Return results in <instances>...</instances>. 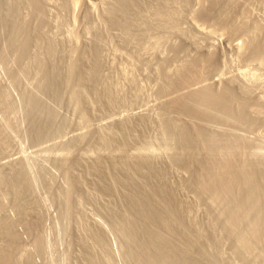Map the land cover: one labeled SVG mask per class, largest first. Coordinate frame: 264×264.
I'll list each match as a JSON object with an SVG mask.
<instances>
[{
	"label": "rangeland",
	"instance_id": "374dc122",
	"mask_svg": "<svg viewBox=\"0 0 264 264\" xmlns=\"http://www.w3.org/2000/svg\"><path fill=\"white\" fill-rule=\"evenodd\" d=\"M9 1L13 2L14 0L12 1L9 0ZM87 1L93 3V9L91 10L90 12L91 14H89V16L85 15L86 13L84 9V0H66V1L42 0L41 1L45 4V6L47 5L46 6V9L48 10L47 18H49L48 22L50 21L46 31L47 33L45 32V34L48 35L49 39H54V41H57L56 44H58L59 50H61L60 53H58L59 54L58 59L61 60L63 64L64 62L65 64L67 63V65H69V63L75 64V65L71 64L73 67L70 65L71 67L69 66L67 70L69 71L70 68L72 69V71L70 70L71 72L70 76H72L73 71L74 72L76 71L74 75L77 73V70L74 69H76L75 67L76 66L78 67L79 64H80L79 68L83 70L85 75V76L83 75V77L82 76L80 77V79L82 78L81 80H78L77 77H74V75L70 77L69 80H66L67 78L66 76L68 75L63 76L64 81L59 83L61 85V88L60 85L57 86L58 88H60V91H57V93H59L61 97L56 94L57 95L56 100L58 103H56L55 101L56 104L54 103L52 107L53 109H51L52 112L50 111L53 115L50 112L45 115L39 113V115H42L44 117L43 118L44 122L42 121V118L41 119L39 118L41 122H43V125L45 123L44 126H46L47 124L48 128H50L48 129L46 127L48 129V130L46 129L48 131L47 132L45 130V127H43V131H44L43 135L45 134L44 136L42 135L40 138L33 140V137L30 135L29 132L30 127L26 122L27 120L25 119L23 110L18 109L20 108L21 104L19 103V107L18 104L16 106V103H18L16 101L19 99L18 98L19 91L16 95V93L13 91H17V89L12 91L11 86L10 87L7 86L10 85V81L6 77V74H3L4 72V69L2 67L3 63L0 64V70L3 71V72L0 71V75H1L0 84H3L0 85V89L1 91L4 92V94L2 93V95L4 96L6 95L5 96L6 98L5 97L4 98L6 100H9L6 101L7 103H5V105H7L9 102L8 104L9 109H7L8 107L3 108L2 104L0 106V125L4 128L6 133V138L3 144V154L0 158V172L1 171L4 172V173L2 172L0 173V180H1L0 190L3 189V191H5V192L2 191L1 196L3 197L4 194L5 195L7 194L8 198L9 197L13 198L11 196L12 195L11 193H13L12 182L15 181L16 177L14 174H16L17 169L21 165L24 167L25 175L27 176L26 179H28L25 180V183L28 181L30 183L28 185H31V186H27L26 195L24 194L23 195L24 197H21L23 198L21 202H23L24 207L26 208L28 206V209L27 208L24 209L25 214H23V216L22 214L21 215L19 214V216H17L19 212H17V214L15 213L17 217L15 216V214L14 215L11 214V212L16 209L13 208L14 207L13 199L11 198H9L10 200L8 199L10 203L12 201L10 205V203L6 204L8 201H5L7 200L5 195L3 199L0 197L2 200L5 199L4 200L5 205L2 203V200L0 199L1 204L4 205V209L1 210L2 212L0 211V219L3 221L2 222L0 220L1 226L4 224V222L7 223L6 219H8V222L10 221L12 223L15 221L13 224L14 225L16 224L15 225L16 227L15 226L14 227L16 230L20 232L19 233L17 231L18 234L19 235L21 234L20 235L21 237L25 236V238L22 237L25 240L22 239L20 243L18 242V246L22 245L21 246L22 248H19L18 250L20 252L21 251L24 252V253L23 252L20 253V258L21 256L23 257L22 260L20 259L19 262L21 264L26 263L24 260L28 256L30 260H32V258H36V260L39 262L38 263L35 259H33L34 261H36L34 262L36 264H41V263L42 264H95V263L96 264H123V263L138 264L139 262L138 261L135 262L136 260L132 259L131 256H134V253L137 250H140L139 252H141L143 250L142 246H140V244H138V246H134V244L137 245L136 242L138 241H135L134 238L129 237V234L126 233L127 231L119 230V229H126L125 228L126 226H124L122 222V219L125 216H126L125 218H131V219L135 217L134 215L133 216L131 215L132 214L131 212H130L131 214L125 213V210H127V208L124 206L125 203L123 196L126 193L125 191H127V189L123 185L121 179L119 178H122L125 174L128 173L127 176L125 175L124 177H128V176L134 177L135 180L136 179L139 180V181L137 180L139 184H142L143 186L149 185L148 187L147 186L145 187L146 190H149V193L152 194L153 191H152V187L150 186V183L146 180V178H144L145 177L143 176L144 174L141 173L147 174L148 170L152 171L153 170L152 167H154L153 170L154 172L156 169V173L158 172L160 174L161 173L166 174L167 180L172 181V182L171 181L168 182L169 183L171 182L172 186L176 188L175 189L173 187L176 190L179 199L183 198L182 199L183 201L182 200L181 201L183 203H185L186 201L187 203V204L185 203V205L186 208L189 209L187 210V212L188 213L190 212V215L187 213L188 219L187 218L186 219L187 220L190 219L189 221L191 222L193 218L192 221V223L194 222L193 224L186 223L185 225L189 226L186 228L184 223L180 222L181 220L180 221L178 220L179 218H177V216L175 215L173 216H175L174 218L175 220L178 221L176 222L179 226L182 227L183 225V227L187 229V231H185L186 230L185 228L183 230V227L181 229L182 231H185V235H187V237L194 236L191 239L192 240L191 242H195L193 243V245L195 244V246L193 247L190 246L192 247L190 249L195 253V254L193 253L192 255L195 256L193 260H195L196 263L198 264H203V263L204 264H208V263L209 264L212 263L213 264H264V224L261 221V219L263 220L264 217L260 219L261 226H263L261 227L263 230V231L261 230L262 235H260L262 237V241L260 237L259 240L260 243L258 242L256 244L257 246L253 244V247L255 246L254 250L251 247L252 241H249L250 243L249 247L251 248L246 249V247H244L241 241L242 238L239 239V236H241L239 234L241 233L239 232L235 233L234 231L235 233L234 234L230 230V228H228L230 227L229 225L231 224H229V221L226 220L227 217H224L223 220V216L226 215H224V212H221L222 208L220 209V206H216V203L209 200L207 201L205 197L202 198L200 195L199 196L201 199H199L198 194H196L194 190L190 189V186H188L187 183V179H189L191 174L189 175L190 172L186 171L187 170L185 169L186 167L185 168L183 167V164H185L186 162H193L196 161L197 159L199 160L201 159L203 161L207 158V159H215V160L217 159L218 161L217 156H219V160L221 158L223 160V159H227L228 157L234 156V159L238 158L239 160L238 159L236 160H238L239 162H242L244 160L248 161L247 164L250 163L251 164L250 166H252V168L257 167L258 170L264 169V162H263L264 161V105H263L264 104V97H263L264 96V47H263L264 44H260L259 47L257 46L258 49L254 48V50L257 49V51L259 52L255 50V52L252 53L253 50L248 47L250 46L248 43L252 42V41L250 42V40H252V37L254 36L251 35L252 34L251 31L249 32L238 31V34L236 32L234 36L232 35V37L230 36L228 38H226V36L223 34L225 37L221 35V37L219 36V38L215 40L213 39L211 40V38L207 36L205 37L204 34L199 35L200 33L196 31L198 28L199 29L204 28V30L206 29V31L217 30L216 32L223 33L219 25L221 26V24H223L220 22L221 18L223 19L222 21L225 22V17L223 18V16L225 15L223 14L227 12H229L230 15H233L234 18L237 17L236 18L237 21L240 22L241 21L243 22L245 20L243 19L244 17L247 18L244 22L247 24L249 29L252 27L254 28L256 27L259 30L260 29L263 30L264 0H229V2L228 0H217V1L187 0L186 2L185 0H169V1L166 0V3H169V5L165 4L164 0H162L164 4H162L163 2L160 1L162 2L161 6L165 5L166 7L165 9H167L166 12L168 14L170 13L169 17L170 18L173 17V19H170L173 22L168 20L169 18L168 16L163 17L164 14L162 18L157 17V15H155L156 12L154 13V11H155V7L157 6L154 5L156 4L155 0L154 1L146 0V3L145 0L144 1L140 0L141 8H139L140 9L139 11L142 15L136 14L138 8L137 9L133 8L134 9L133 11L134 12L136 11V13L131 15L132 16L137 15V17L141 16L142 18L144 17V19H146L144 20V23L148 21V23H150L151 26L148 24L147 29L143 28L144 30L141 29L142 31L141 30L138 31V29H140L139 27L142 28L143 26L144 27L146 26L144 25L143 20L141 18H137L136 16H134L135 19L138 20V23L142 22L141 24L142 26H140L139 24L138 29L136 27L135 29L133 28L131 31L133 33L131 37L127 34L128 32L125 29L121 28L116 24L115 26H113L114 23L111 22L110 19L108 20L107 13L105 11L106 8L104 9L105 1L102 0H87ZM39 2H40L39 0H30L29 4H26L22 8V15L24 16L25 20L27 22H30L31 24L34 21L33 7ZM220 2H222L224 6H221L222 4H220ZM144 3L147 5H145ZM214 3L215 4L217 3V5L220 4L219 5L220 7L217 5L213 7L212 5ZM64 4L65 6H63ZM149 4L152 5L149 7ZM151 7L153 9H151ZM202 8L204 11H208V12L211 11L209 15L206 16L204 15L205 16L204 17L203 14L200 13L203 12ZM208 8L209 10H207ZM104 13L106 14L107 17L105 16ZM219 14L221 15V17ZM239 16L241 17L243 16L242 17L243 20H241V17L239 19ZM209 17L210 19H208ZM140 19L142 21H139ZM157 22L158 23L161 22V23L158 24ZM123 32L124 34H122ZM194 36H195V40L193 42L192 38L194 39ZM97 42L99 43V45ZM94 43H96L98 47ZM232 45L234 46L236 45L237 48L232 47ZM93 46L97 47V49L99 50L98 55H100V57L98 55L97 56L99 57L98 58V60L100 61L99 63H101L99 72L102 77V79H100V81L102 80L101 81L102 83H100L99 81L98 86L96 88L98 89V92L100 93L102 92V97H99L98 93L96 94V92L92 90L91 85H89L88 83V76H87L88 74L87 71L89 69L88 67H90L91 63L94 60V59L92 60V58H95L94 55L91 56L92 55L91 50H93L94 48ZM198 46H200L201 49ZM208 53L211 55L213 54V59H216V61L213 63V67L211 68L207 67L210 70L207 69L208 73H206V77H204V81H202V84L200 83V85L199 84L194 85L192 86V88L193 87L197 88L200 87L201 85L202 86L208 85L214 87L215 89H218L221 87L222 88L226 87L228 85L230 89L231 88L234 89V90L232 89V92L236 96L240 95L241 97L239 98L243 99L245 94L244 96H242L243 93L239 89L242 86L245 88L247 87V89L248 87L250 88L249 89L250 94L249 95L246 94L247 98L246 99L244 98V100L249 101L253 96L252 98L253 100L251 99L252 102L251 100L249 101L250 103L253 104V105L251 104L252 105L251 108H253L251 110L253 111H250L252 114L250 112L249 114H250V119L253 118L254 119L250 127L247 126L246 127L247 129L244 128L245 133L242 132L244 133L243 135H245V137L247 136L246 139L243 136L244 138L242 141L244 143L242 141L240 142L239 140L238 142L233 141L235 143L232 145L231 143L233 142L229 143L232 147L234 145L235 148L238 149L237 150L234 147L233 149H230L229 148L230 145L227 144L226 146L225 145L226 142L222 141L223 144L222 145L218 144L219 146L217 147H221V146L224 147L225 145L229 149V151H227L228 149L224 150L226 147L224 149L223 148L221 149L222 151L223 150L226 151V153L221 152L220 148L219 150L217 149L219 152L223 153V155L221 154L217 155L219 153L217 152L216 149L213 150V153L207 151L206 149H204L203 145H201V143H199L198 141H195L197 143L190 145L191 147L190 149L189 145H186V143L183 140L181 139L177 140V137L175 138L173 136H170L168 133L164 131L165 128H163V126L166 127V125L168 124H165L167 123V119L165 118V115H163V117L161 116V114H163L162 109L164 108V104L168 103L173 98L172 96H174L173 94L174 92L171 93V91H168L169 92L168 93L164 90L165 88L164 85L166 83L164 81L165 74L163 76V72L167 68H168L167 70H170L169 72L171 71L174 72L177 69H179V67H181L185 62H187L188 59L192 60L194 59V57L197 58L199 56L206 57ZM76 61L78 62L76 63ZM1 62L2 61L0 60V63ZM229 77L230 78L232 77L231 80L233 79L234 81L232 83L235 84H230L228 82V80L230 81ZM235 80L239 83H236ZM245 81L248 83V85ZM34 83L36 84V80L34 78L28 79V82L26 80L25 83L21 81L20 84L18 85L19 86L18 89L22 91L24 90V88L26 89H29V87L33 88L35 85ZM25 85H27V87H25ZM107 89L108 91L106 92ZM237 89L240 91H238ZM5 90L7 93H5ZM8 90L10 92H8ZM182 90H180L181 93ZM186 90L188 89L186 88ZM186 90H184L183 92L185 93ZM235 92L238 93L236 94ZM110 93L112 94V96ZM103 94L105 97L103 96ZM12 97L14 98V100ZM12 101H14V104H12ZM21 107L23 106L21 105ZM15 108L17 111L15 110ZM6 110H8L7 112L10 113L5 112ZM53 110L55 111L56 116ZM258 110L263 111V113H261L262 111L260 112L262 116H259L260 114L258 113L259 112ZM36 113L37 112H35V114ZM49 114H51V116ZM39 115H37V117ZM177 118L178 117L175 118L176 119L175 121V119L172 120L173 119L172 117L171 121L172 122L175 121L178 123L175 124L174 122L175 125L183 124L186 128L187 126H189L188 129H190L189 122H187L185 118L182 117L183 121H181V117L178 118L179 122L177 121ZM45 119L46 121L49 120L48 121L49 123L45 122ZM127 121H129V123ZM254 123L256 125L259 124L260 126L259 125L256 126ZM50 124L52 126H50ZM247 133L248 134L250 133L252 136H250V134L248 135ZM248 136H250L249 138L251 139V142L252 143L254 142L253 144H251ZM169 139H171V141L174 140L172 141L174 144L173 146L171 141L167 142L169 141ZM247 139L249 141H246ZM169 143H171L170 146ZM181 143H182V149L180 147ZM194 145L196 146V148H193L195 147ZM190 150L192 151L188 152ZM215 150L217 154L214 153ZM205 151H207V153ZM230 151L232 154H230ZM200 152L201 153L203 152L202 154L203 158H201L202 155ZM178 154L180 156L182 155L183 156L178 157ZM206 154L209 155V158ZM214 154H216L217 158H215ZM226 154L228 155L230 154V155L225 156ZM197 155L199 157H197ZM242 155L244 158L242 157ZM188 157L190 158L187 160L186 158ZM195 157H197L196 160ZM175 158L176 160L180 158L181 161L180 160L176 161ZM190 159H192V161ZM137 160L140 162H138ZM149 163L151 166L149 165ZM153 164L155 165L153 166ZM258 164H260L261 166ZM137 165L138 168L136 169ZM142 165H144L143 167H145L146 165L148 166H146L143 169ZM158 165L160 167H158ZM100 167L103 168L105 172L100 171L101 170ZM139 171L141 173H139ZM103 172L105 175L103 174ZM4 175L7 176L9 179L7 177H4ZM10 179L12 180V182ZM3 181L4 182L6 181V183L4 184ZM143 181L145 182V184ZM6 184L9 185V186L7 185L9 191L6 190L7 189ZM1 185L6 189L2 188ZM109 187L110 188L112 187L113 189L112 188L109 189ZM149 187L151 188L147 189ZM193 191L195 194L193 193ZM184 192L187 194V196L186 194L184 195ZM154 198H156L158 201L156 195ZM203 199H205L206 202H204L205 200ZM24 202H26L27 205H25ZM209 202L212 203L210 204ZM212 204L214 206H212ZM216 207L218 211L215 209ZM118 208L119 209L122 208L121 210L124 212L121 213ZM212 208L215 209L216 212ZM116 211L118 214L120 213V215H116L117 214ZM194 214H196L198 217L197 216L195 217ZM262 216H264V214ZM205 217L207 221L204 219ZM21 219L23 222H21ZM117 219H120V221L119 220L117 221ZM27 220L29 223L32 224V226L27 222ZM213 221H215L216 223L215 222L213 223ZM179 222L182 224H180ZM20 224H22V226L24 225L23 228L27 227L28 224V228H27L28 231H29V225L32 228H34L33 227L34 224L36 229L34 228L35 229V230L33 229L34 231H30L29 234H27L25 232L26 229H22V226L20 227ZM194 224L195 225L204 224L205 226L203 225H200V227L199 225L196 226L198 227L199 231L205 230L204 232L206 235L202 233L201 236L200 233L202 231H200L199 233L200 237H199L197 233L198 230H196L197 228ZM210 224H214V225H210ZM18 226L19 228L22 229V230L20 229L21 231L18 229ZM206 226H208L209 228H207ZM213 226L217 228L211 229ZM111 227L113 230L111 229ZM194 227L195 229H193ZM36 230L38 232H36ZM209 230L213 231V233L209 232ZM95 231H97V233ZM22 232L26 233L27 235L26 234L24 235ZM99 233H101V235ZM124 233H126L127 235H125ZM168 234L166 236H168ZM236 234L238 236H236ZM28 235L31 238L28 237ZM169 235L172 237L171 239L173 240L175 239L173 238L174 236H172L171 234ZM33 236L37 239L33 240L34 238ZM203 236L209 238L204 237V240L206 239L204 241L201 239ZM210 237H212V239ZM216 237H218L220 243L222 242L221 244L219 243ZM127 238L130 239L132 238V239L130 241ZM125 239L129 240L127 241L129 243H127ZM37 240H39L38 244L40 243L39 244L40 247L37 246L36 248L35 246H33L34 245L33 242L35 241L34 243H37ZM132 240L135 242H133ZM207 240L209 242H206ZM4 241H5L4 237L0 235V245H3L5 243ZM176 241L180 245L184 244V242L182 241H180L181 243H179L178 239ZM176 241L174 240V243ZM213 242H214V246H212ZM132 243L134 247L130 245ZM217 244H219V246ZM129 246L132 249L129 248ZM187 246L184 247L186 248ZM217 246L218 248L220 247L218 251H216L218 249ZM139 247H141L142 250ZM242 247L244 249H242ZM181 249H183V247ZM187 249L190 251L189 247ZM187 249L185 250L186 252L188 251ZM213 250L215 253L213 252ZM34 252L35 253L38 252V253L35 254ZM130 252H134V253L132 254ZM217 252H220V254L219 253L217 254ZM127 253L128 255L129 253L130 255L131 254L132 255L128 256ZM33 254L34 256L35 255L36 256L31 257V255ZM112 254L114 255L115 258L112 257ZM24 255H26V257H24ZM188 255L192 257L191 254ZM199 255L200 257H198ZM204 257L207 259H205ZM197 258L199 261L197 260Z\"/></svg>",
	"mask_w": 264,
	"mask_h": 264
},
{
	"label": "bare ground",
	"instance_id": "6f19581e",
	"mask_svg": "<svg viewBox=\"0 0 264 264\" xmlns=\"http://www.w3.org/2000/svg\"><path fill=\"white\" fill-rule=\"evenodd\" d=\"M39 1L40 2L37 3L33 7V9H34V21L31 24L30 22H27L25 20L24 16L22 15V8L26 4H29L30 0H14L13 2H10L9 0H0V60L2 61L0 64L3 63L2 67H3L5 73L2 70H0V71H2L3 74H6V77L10 81V85H7V86H9V87L11 86L12 91L17 89V91H13V92L16 93V95H17V93L19 91V94H18V98L19 99L16 101L18 103H16V102L15 103H16V106L18 104V107H19V103L23 106V107H21V105H20V108H18V109L23 110V113L25 115V119L27 120L26 122H27V124L30 127L29 128L30 129L29 132H30V135L33 137V140L34 139H37V138H40L43 135V133H44L43 127H45V130L48 128V125L47 124H46V126H44L45 123L43 125V122H44L43 118L44 117L42 115H39V113L45 115V114L49 113L50 111L52 112L51 109H53L52 107H53L55 101H56V103H58L57 100H56V98H57L56 96L57 95L60 96L59 93H57V91H60V88H61V85L59 83L62 82V81H64L63 80V76L68 75V76H66L67 78L66 77H64V78H66V80H69V78L72 77L74 75V73L76 72V71L75 72L73 71L72 76H70V73H71L70 70L72 71V69L70 68L69 71H67V70H68L69 66L72 63H69V65H67V63L65 64V62H64V64H63V62L58 59V55H59L58 53H60L61 50H59L58 44H56L57 41H54V39H49L48 35L45 34V32L47 31L49 22H50V21L48 22V19L49 18H47L48 17L47 16V11L48 10L46 9V6L47 5L45 6V4L43 2H41L42 0H39ZM102 1H105L104 2V4H105L104 9L106 8L105 11L107 13L108 20L110 19V21L114 23V25L112 23L111 24L113 26H115V24H116V25L120 26L121 28L125 29L128 32L127 34L130 37L133 34L131 32L133 28L135 29V27H136L138 29V25L139 24H140V26H142L141 25L142 22L141 23H138V20H136L135 17H134V16L137 17V15L132 16L133 14L136 13V11L135 12L133 11L134 10L133 8H136V9L138 8L136 14H139V15L141 14L140 11H139L140 10L139 8H141L140 0H102ZM148 1H151V0H148ZM155 1H156L155 2L156 4H154V2H153L154 5H157V6L160 5L158 7L157 6L155 7V11H154V13L156 12L155 15H157V17H161L162 18L163 14H164L163 17H165V16H168L169 17V14L170 13L168 14L166 12L167 9H165L166 8L165 5L161 6V3L163 1L162 0H155ZM160 1H162V2H160ZM164 1H165V4L169 5V3H166V0H164ZM186 1L187 0H185V2ZM216 1H214V2H216ZM228 2H229V0H228ZM145 3H146V0H145ZM173 3H174V1H173ZM65 4H66V2H65ZM65 4L63 6H65ZM162 4H164V2ZM220 4H222V2H220ZM223 4H224V1H223ZM223 4L221 6H224ZM145 5H147V4H145ZM151 5L149 4V7ZM215 5H217V3L216 4L214 3L212 6L215 7ZM219 5H217V6H219ZM204 7H207V6H204ZM144 8H142V9H144ZM84 9H85V13H86L85 15L89 16V14H91L90 13L91 10L93 9V3H91L90 1H87V0H84ZM151 9H153V8L151 7ZM202 10H203V8H202ZM207 10H209V8ZM210 12L203 10V12H200V13L203 14V16L204 15L206 16V15H209ZM224 13H225V11H224ZM233 13H235V12H233ZM223 15H225V16H223V18L225 17V22L222 21L223 19L221 18V21L220 22L223 23V24H221V26L219 25V27H221L223 33L220 32L221 33L220 34V33L216 32L217 30H212V31L211 30H208V31H206V29L204 30V28L203 29L202 28H200V29L198 28L196 30V31H198L200 33V34L199 33L198 34L199 35H201V34L203 35L204 34L205 37L207 36V37L211 38V40L212 39L215 40V39L219 38V36L221 37V35H223V34L226 36V38H228L230 36L232 37V35L234 36V34H236V32L238 34V31H244V32L251 31L252 32L251 35H254V36L252 37V40H250V42L251 41L252 42L251 43H248L250 45L248 47L253 50V51L251 50L252 53L255 52V50L257 51V49H258V47H259L260 44H264V29L263 30H261V29L259 30L256 27L255 28L252 27V28L249 29V27L247 26V24L244 22L247 19L245 17L243 18L245 20L243 22L242 21L240 22V21H237V19H236L237 17L234 18V16L233 15H230L229 12H227V13H225ZM105 16H106V14H105ZM244 16H245V13H244ZM220 17H221V15H220ZM240 17L241 16H239V19H240ZM242 17H241V20H243ZM137 18H141L143 20V23H144V20H146V19H144V17L142 18L141 16H138ZM141 19L139 21H142ZM156 19H158V18H156ZM170 19H173V17H171V18L169 17L168 18V20H170ZM208 19H210V17ZM159 20H160V18H159ZM149 22H151V21H149ZM166 22H169V21H166ZM171 22H173V21H171ZM159 23H161V22H159ZM148 24L150 25V23H148V21L145 22L144 25L146 27H144V26L142 28L139 27L140 29H138V31L141 30V29H143V28H146L147 29ZM122 34H124V32ZM196 36H197V34H196ZM46 39H48V40H46ZM204 39H206V38H204ZM192 40L194 42L195 36H194V39L192 38ZM94 44H96V43H94ZM98 45H99V43H98ZM98 45H97V47H98ZM100 46H102V45H100ZM93 47H92L93 50H91L92 51L91 52L92 53L91 56L94 55L95 58H92V60L93 59L94 60H93L92 63L90 62L91 65H90V67H88L89 68L88 71H87V73H88L87 74V76H88V83H89V85H91L92 90L94 92H96V94L98 93L99 97H102V92L101 93L98 92V89L96 88L98 86V83H99L100 79H102L101 74L99 72L100 71V64L101 63H99L100 61L98 60V58L100 57V55H98V51L99 50L97 49V47L96 46H93ZM198 47H200V46H198ZM232 47H236V45L235 46L232 45ZM99 48H101V47H99ZM244 48H246V47H244ZM254 48H257V49L254 50ZM200 49H201V47H200ZM204 51H205V49H204ZM177 52H179V51H177ZM200 52H201V50H200ZM257 52H259V51H257ZM207 55H210V56H207ZM207 55H206V57H203V56H199L197 58L194 57V59H192V60L188 59L189 61L187 60V62H185L181 67H179V69H177L174 72H172V71L169 72L170 70H167L168 68L164 71L165 73L162 71L163 72V76L165 74V76H164V79L165 80L164 81H165L166 84L164 85L165 88L164 87H161V88H164V90L166 92H168V91H171V93L174 92L173 93L174 96H172L173 97L172 99L170 98L171 100L169 99L170 101L168 103L164 104V108L162 109L163 114H161V116L163 117V115H165V118L167 119V123H165V122L164 123L165 124H168V125H166V127H164L163 125H161V126H163V128H165L164 131L166 133H168L170 136H173L175 138L177 137V140L178 139L183 140L186 143V145H189V147H190V145H193V144L197 143L195 141H198L199 143H201V145H203L204 149H206L207 151H210V152L213 153V150L214 149H216V150L218 149L219 150V148H220V151L221 152H225L226 153V151H224V150H227L228 149V147H226L227 144H229V143H231L233 141H237L238 142V140L241 142L243 140V138L245 137V135H243L245 133L244 128H246L247 126L250 127L251 124L253 123V119L254 118L253 119H250V114H249L250 111H253V110H251V109H253V108H251L253 104L249 102L253 98V96L251 97V99L249 101L244 100V98L245 99L247 98L246 94H248V95L250 94L249 93L250 92L249 91L250 88L248 87V89H247V87L245 88V87H242V86L239 89L243 93L242 96H244V94L246 96V97L244 96L243 99L242 98H239V97H241L240 95L236 96L232 92V89L233 88L230 89V87H228V85L226 87H223V88L221 87V88H218V89H215L214 87H211V86H208V85H206V86L205 85L204 86L201 85L200 87H197V88H194L193 87L192 88V86H194V85H198V84L200 85V83L202 84V81H204V77H206V73H208V71H207L208 68L207 67H209V68L213 67V63L216 61V59H213V54L211 55V54L208 53ZM214 58H215V55H214ZM60 59H62V58H60ZM77 62L78 61H76V63ZM163 64H164V62H163ZM72 65H75V64L73 63ZM76 65H78V64H76ZM79 65H78V67L77 66L75 67L76 69H74V70H77V73L75 74L76 76L74 75V77H77L78 80H81L82 78L80 79V77L81 76L83 77L84 72H83V70H81V68H79ZM208 70H210V69H208ZM66 72H67V74H66ZM0 77H1V75H0ZM31 78H34L36 80V84L34 83L35 85H34L33 88H31V87H29V89L24 88V90H22V91L18 89V87H19L18 85L20 84L21 81H23L25 83L26 80L28 82V79H31ZM231 78H230V81L228 80V82L230 84H235V83H232L234 81H233V79L231 80ZM235 78H236V76H235ZM29 81H31V80H29ZM32 81H33V79H32ZM101 81H100V83H102ZM245 82H244V84H245ZM236 83H239V82L236 81ZM230 84H229V86H230ZM0 85H3V84H0ZM30 85H32V84H30ZM58 85H60V88L57 87ZM247 85H248V83H247ZM252 85H253V83H252ZM25 87H27V85H25ZM1 88H2V86H1ZM183 88H185V89H183ZM186 88L188 90H186ZM180 90H182V93L180 92ZM184 90H186L185 93L183 92ZM240 90H238V91H240ZM107 91H108V89L106 90V92ZM8 92H10V91L8 90ZM106 92H104V93H106ZM2 93L4 94V92L1 91V89H0V106L2 104V107L3 108H5V107L7 108L9 106L8 105L9 102H8L7 105H5V103H7L6 101H9V100H6L5 99L6 98L5 97L6 95L4 96V95H2ZM5 93H7L6 90H5ZM60 94H61V92H60ZM2 96H3V98L4 97L5 98L3 99ZM103 96H104V94H103ZM111 96H112V94H111ZM108 99H109V97H108ZM261 99H262V97H261ZM13 100H14V98H13ZM252 100H251V102H252ZM12 104H14V101H12ZM7 109H9V107ZM259 109H260V107H259ZM15 110H16V108H15ZM7 111L8 110H6L5 112H7ZM261 111L262 110H260L258 113L260 114ZM35 112H37L36 114L39 115L40 117L39 116L37 117V115L35 114ZM53 112L55 113L54 110H53ZM7 113H10V112H7ZM261 113H263V111ZM51 114H49V115L51 116ZM14 115H15V113H14ZM49 115H47V116H49ZM55 116H56V113H55ZM259 116H262V114H260ZM172 117H173V119H172ZM176 117H178V118L181 117V121H183L182 119L185 118L187 120V122H189L190 129H188L189 126H187V128H186L183 124L175 125V124H178L177 122H175L176 121V119H175ZM37 118L38 119L39 118L40 119L42 118V121L43 122H41V120L40 119L38 120ZM178 118H177V121H178ZM251 118H252V116H251ZM48 119H50V118H48ZM143 119H144V117H143ZM171 119L172 120L175 119V121L172 122ZM251 120H252V122H251ZM255 120H254V122H255ZM48 121H46V119H45V122L49 123ZM257 121H259V120H257ZM127 122L129 123V121H127ZM145 122H146V120H145ZM174 122H175V124H174ZM258 125H256V126H258ZM50 126H52V125L50 124ZM121 128H122V126H121ZM48 129H50V128H48ZM160 129H161V127H160ZM252 130H254V129H252ZM242 132H244V133H242ZM163 134H164V132H163ZM165 136H167V135H165ZM250 136H252V135L250 134ZM250 136H248V138ZM32 137H31V139H32ZM168 137H167V139H168ZM246 137H245V139H246ZM5 138H6L5 130L0 125V158H1L2 154H3V144H4V141H5ZM177 140H175V141H177ZM181 140H180V142H181ZM170 141H171V139H169V141H167V142H170ZM172 141H174V140H172ZM222 141H225L226 142V144H225L226 146L224 145V147H222V146L221 147H217L220 144L221 145L223 144ZM246 141H249V140L247 139ZM250 142H251V139H250ZM234 143L235 142L231 143V145L234 144ZM253 143L251 142V144H253ZM170 144L171 143H169V146H170ZM173 145L174 144L172 142V146ZM186 145H184V146H186ZM231 145L229 147L230 149H233V147L235 148L234 145H233V147ZM259 145H260V143H259ZM180 147L182 149V143H181V146ZM193 148H196V146L193 147ZM222 148L223 149L225 148V149L222 151L221 150ZM185 149H187V148H185ZM190 149H191V147H190ZM198 149H199V147H198ZM198 149H195V150H198ZM235 149H237V148H235ZM192 150H190L188 152H191ZM203 150H201V151H203ZM216 150L214 151V153L217 154V152H218L219 154H217V155H220V154L223 155V153L219 152L218 150L216 152ZM239 150H240V148H239ZM207 151H205V152L207 153ZM227 151H229V149ZM210 152H209V154H210ZM235 152H233V153H235ZM179 154H178V157H182L183 156V155L180 156ZM202 154H203V152L201 153V155ZM216 154H214V155H215V158L218 157V161H217V159L215 160V159H207V158L202 161L201 159L200 160L197 159V157H199L197 155V157H195V160L197 159L196 161H193V162H186L185 161L186 162L185 164H183L184 162L181 163V164H183V167L184 168L186 167L185 168V169H187L186 171H189L190 172V173L189 172H187V173H189V175L191 174L190 177H189V179H187L188 186H190V189L194 190L195 193L198 194V196L200 195L202 198L205 197V199L207 201L208 200L209 201H212V202L216 203V206H220V209L222 208L221 212H224V215H226V216H223V220H224V217H227L226 220H228L229 221V224H231V225H229L230 227H228V228H230V230L233 233H234V231H235V233L236 232L241 233L239 235H241L243 237L239 236V239L242 238L241 241H242L244 247H246V249L252 247L253 250H254L255 246H257L256 244L260 240V237H261L260 235H262L261 234V230H262L261 227H263V226H261L260 219L262 217H264V216H262L264 214V169H259L258 170L257 167H253L254 168L253 169L252 166H250L251 165L250 163L247 164L248 161H245L243 159L244 161L239 162L238 161L239 160L238 158H236L238 160L234 159V156H233L234 154L231 155L233 157H228V158L226 157L227 159H223V160L221 158L220 159L221 161H220L219 160V156L216 157ZM230 154H232L231 151H230ZM243 154H244V152H243ZM229 155L226 154L225 156H229ZM207 156L209 158V155H207ZM237 156H239V155H237ZM204 157H205V154H204ZM212 157H214V156H212ZM242 157H243V155H242ZM184 158H182V159H184ZM189 158L190 157H188L186 159L188 160ZM201 158H203V155H202ZM250 158H249V160H250ZM138 160H141V159H138ZM142 160H144V159H142ZM175 160H176V158H175ZM177 160H180V158H178ZM190 160L192 161V159H190ZM138 162H140V161H138ZM136 163H135V165H136ZM151 163H152V161H151ZM138 164H140V163H138ZM147 164H148V162H147ZM254 164H253V166H254ZM135 165H134V168H135ZM149 165H150V163H149ZM154 165L155 164H153V166ZM258 165H260V164H258ZM143 166L144 165H142V167ZM146 166H148V165H146ZM132 167H133V165H132ZM142 167H140V168H142ZM145 167H143V169ZM158 167H160V166L158 165ZM137 168H138V165H137L136 169ZM152 168L154 170V167H152ZM149 169H151V168H149ZM153 170L152 171H149L148 170V173L146 172L147 174L141 173L140 171H139V173L144 174L143 175V176H145L144 178H146V180L150 183V186L152 187V191H153L152 194H155L157 196L158 201H157L156 198H154L155 195H152L151 193H149V190H146V187L145 186H147V185L143 186L142 184H139V182H138L139 180L138 179L135 180L134 177H129V176L128 177H124L125 175L127 176L128 173L125 174V172H124L125 175L122 178H119V179H121L123 185L127 189V191H125L126 193L124 194L123 198H124V203H125L124 206L127 208V210L129 212L127 210H125V213L126 214L127 213H129V214L132 213L131 215L132 216L134 215L136 217V218L135 217L134 218L132 217L133 219H131V218H125L126 217L125 216L122 219V222H123L124 226H126L125 228L127 230L126 229H119V230H125V231H127L126 233L129 234V237H132V238H134L135 241H138V242H136L137 245L134 244V246H138V244H140V246H142V248L144 250V252H143L142 248L139 247L142 250L141 252H139L140 250H137L136 249L137 251L135 250L136 251L135 253L134 252H130L132 254L134 253V256H131L132 254L130 255V253H129V255L132 257V259H135L136 260V261L135 260H132V261H135V262L138 261L141 264H191V263L192 264H198V263L195 262V260H193L195 258V256L192 255L194 252L191 251V249H190L193 246H195V244L193 245V243H195V242H191L192 241L191 239L194 236L193 237H187V235H185V231H187L186 228L189 227V226H186L185 224L186 223H192V221H193V218H192L191 222L189 221L190 219L187 220L188 219V216H187V213L188 212H187V210H189V209L186 208V205H185L186 201H185V203H183L182 202L183 201L182 200L183 198L180 197L181 199H179V196H177V192L175 190L176 188L174 186H172V184H171L172 181L171 180H167L166 174H163V173L160 174L158 172L156 173V169H155V172ZM164 170H166V169H164ZM175 170H176V168H175ZM100 171H104L103 168H101ZM104 172H103V174H104ZM2 173H4V172H2ZM100 173H102V172H100ZM5 175H4V177H7ZM14 175L16 177L15 181L12 182V180L10 179L11 182H12V191H13V193H11L12 194L11 196L13 198H11V197H9V198L13 199V206L14 207L13 206H11V207H13L14 209L16 208V209L15 210L10 209V210H13L11 212V214H13V215L15 213L17 214V212H19L17 214V216H19V214L20 215L22 214V216H23V214H25L24 213V211H25L24 209H26V208L28 209V206L26 208L24 207L23 202H21L23 198H21V197H24L23 196L24 194L26 195L27 186H31V185H28V184H30L28 181L25 183V180H28V179H26L27 176L25 175V170H24V167L22 165L19 166V168L17 169L16 174H14ZM120 176H121V174H120ZM137 178H139V177H137ZM104 180H106V179H104ZM168 181H171V182L169 183ZM177 182H179V181H177ZM5 183H6V181L4 182V184ZM122 183H121V185H122ZM8 184H6V186ZM144 184H145V182H144ZM10 185H11V183H10ZM175 185H178V184H175ZM8 186H7V189H6V188L2 187V185H1L2 188H4V189H6V190L9 191ZM108 186H109V183H108ZM151 187H149L147 189H150ZM10 188H11V186H10ZM111 188L109 187V189H111ZM104 189H106V188H104ZM2 191H3V189L0 190V197L3 199L6 196V199L7 200H5V199L4 200L5 201H8L6 204H9L10 203L9 202L10 199L8 198V195L7 194L6 195L4 194L5 196L3 195V197H2L1 196L2 195ZM28 191H30V190H28ZM194 191H193V193H194ZM3 192H5V191H3ZM185 194L186 193L184 192V195ZM9 196H10V194H9ZM186 196H187V194H186ZM198 196H196V197H198ZM200 196L198 197L199 199H201ZM205 199H203V200H205ZM4 200H2V203L5 205V201ZM206 200L204 202H206ZM19 202H21V203H19ZM26 202H24L25 205H27ZM212 202H209V203L211 204ZM11 203H12V201H11ZM11 203H10V205H11ZM4 205H2L1 204V201H0V211L4 209ZM188 205H189V203H188ZM212 206H214V205L212 204ZM109 208H111V207H109ZM101 209H103V208H101ZM121 209H119L120 212L121 213L124 212ZM190 209H191V207H190ZM192 209H194V208H192ZM215 209L217 210V207ZM215 209H213V210H215ZM216 210H215V212H216ZM14 211H16V212H14ZM7 212H5V213H7ZM116 213H117V211H116ZM212 213H214V212H212ZM212 213H211V215H212ZM16 214H15V216H16ZM188 214L190 215V212ZM196 214H194L195 217L197 216ZM116 215H120V213L119 214L117 213ZM173 215L177 216V218H179L178 220L179 221L181 220L180 222H183L184 223V225H185L186 228L183 227V225H182V227H183V230H184V228L186 229L185 231H182L181 230L182 227L177 224L178 221L175 220V218H174L175 216H173ZM217 215H218V213H217ZM172 217L174 218L175 221L173 220ZM212 217H215V216H212ZM204 219L206 220V217ZM6 220H7V223L4 222V224H3L2 223L3 221L1 220L2 221L1 223L3 225L1 226V224H0V227H1L0 228V235L2 237H4V239H5V241H4L5 243L4 244L2 243L3 245H0V264H21L19 261H20V259L22 260V257L23 256H21V258H20V253L23 252V251L20 252L18 250L19 248H22L21 247L22 245L21 246L19 245L20 247L18 246V242L20 243V241L22 239H24L25 236H22V237H24V238H22L20 236L21 234L20 235L18 234L19 231L15 229V227H16L15 225L16 224L15 225L13 224L15 221L12 223L10 221L8 222V219H6ZM118 220L120 221V219H117V221ZM263 220L261 219L262 223L264 224ZM16 222H17V220H16ZM21 222H23L22 219H21ZM24 222H26V221H24ZM27 222H28V220H27ZM214 222L215 221H213V223ZM226 223H225V225H226ZM29 224H31V223H29ZM123 224H122V226H123ZM180 224H182V223H180ZM187 225H189V224H187ZM198 225H199V227H200V225L205 226L204 224H198ZM210 225H214V224H210ZM21 226H22V224H20V227ZM23 226H22V229H26L28 231V229H27L28 228V224H27V227H25V228H23ZM31 226H32V224H31ZM31 226L29 225V231L28 232L25 230V232L27 234H29L30 231H34L36 229L35 226H34V224H33V227L35 229L32 228ZM103 226H104V224H103ZM197 226H196V228H197L196 230H198V227ZM206 227L209 228L208 226H206ZM218 227H219V225H218ZM243 227H245V228H243ZM190 228H188V229H190ZM213 228L216 229L217 227H214L213 226L211 229H213ZM18 229L20 230L21 228H19V226H18ZM111 229H112V227H111ZM193 229H195V227ZM104 230H105V228H104ZM200 231H202V230H200ZM200 231L198 230V232H197L198 235H199ZM204 231H202L200 233L201 236H202V233L205 234ZM36 232H38V231L36 230ZM95 232L97 233V231H95ZM209 232H212L213 233V231H211V230H209ZM209 232H207V233H209ZM26 233H23V234L25 235ZM126 233H124V234L127 235ZM168 233L171 234L172 236H174L173 238H175L174 239L175 241L178 239L179 243H181L180 241H182V242H184V244H181L182 245L181 246L180 244H178L177 241H176L177 243L176 242L174 243V240L171 239L172 237ZM214 233H215V231H214ZM99 234L101 235V233H99ZM167 234L170 237L166 236ZM192 234H194V233H192ZM207 236H210V235H207ZM236 236H238V235L236 234ZM19 237H20V239H19ZM28 237H30V236L28 235ZM103 237H101V238H103ZM199 237H200V235H199ZM204 237H206V236H203L201 239L204 240ZM34 238H33V240H36L37 239V238H35V239ZM105 238H106V236H105ZM123 238H124V236H123ZM206 238H209V237H206ZM210 238L212 239V237H210ZM216 238L218 240V237H216ZM127 239H129L131 241L130 238H127ZM129 240H126V242L129 241ZM171 240H173V241H171ZM208 240H210V239H208ZM208 240L206 242H209ZM38 241L39 240H37V243H34L35 241L33 242V244H34L33 246H35L36 248H37V246L40 247V245H39L40 243L38 244ZM135 241H133V242H135ZM249 241H252L251 247H249L250 246ZM261 241H262V237H261ZM127 243H129V242H127ZM219 243H220V241H219ZM240 243H239V245H240ZM248 243H249V245H248ZM215 244H216V242H215ZM253 244H255L254 247H253ZM130 245L132 247H134L133 246V243L130 244ZM178 245H179V247H178ZM183 245L184 246H187L188 245V246L185 248ZM204 245H206V244H204ZM217 245L219 246V244H217ZM111 246H112V244H111ZM190 246H192V247H190ZM212 246H214V242H213V245ZM218 246H217V248H218ZM259 246H260V244H259ZM182 247H183L184 250L181 249ZM188 247H189L190 251L187 249ZM196 247H197V245H196ZM196 247H194V248H196ZM129 248H131V247L129 246ZM129 248H128V251H129ZM135 248H137V247H135ZM186 249L188 250L187 252L185 251ZM219 249H220V247L216 251H218ZM242 249H244V248L242 247ZM145 252H146V254H145ZM213 252H214V250H213ZM37 253H35V254H37ZM218 253L220 254V252H217V254ZM188 254H191L192 257H190ZM21 255H23V254H21ZM127 255H128V253H127ZM33 256H34V254L31 255V257H33ZM24 257H26V255H24ZM112 257H114L113 254H112ZM198 257H200V255ZM33 259L36 260V258H32V260H30L28 258V256L25 258V260L23 258V260L26 262L24 264H36L34 262H36L37 260L34 261ZM205 259H207V258H205ZM197 260H198V258H197ZM208 260H209V258H208Z\"/></svg>",
	"mask_w": 264,
	"mask_h": 264
}]
</instances>
